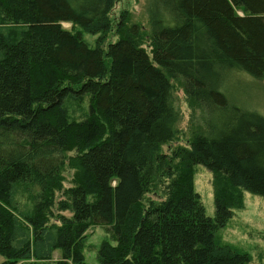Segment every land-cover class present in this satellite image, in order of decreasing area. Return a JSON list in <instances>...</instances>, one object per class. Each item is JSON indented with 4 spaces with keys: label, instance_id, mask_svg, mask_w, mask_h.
<instances>
[{
    "label": "trees",
    "instance_id": "16d2710c",
    "mask_svg": "<svg viewBox=\"0 0 264 264\" xmlns=\"http://www.w3.org/2000/svg\"><path fill=\"white\" fill-rule=\"evenodd\" d=\"M115 2L0 0V264L57 250L56 264H87L97 224L110 235L99 264H248L216 231L245 191L264 197V111L249 105L264 81V0H148L149 30L123 13L107 41ZM173 81L206 125L165 152L180 119ZM86 95L88 114L71 119L67 100Z\"/></svg>",
    "mask_w": 264,
    "mask_h": 264
},
{
    "label": "rangeland",
    "instance_id": "374dc122",
    "mask_svg": "<svg viewBox=\"0 0 264 264\" xmlns=\"http://www.w3.org/2000/svg\"><path fill=\"white\" fill-rule=\"evenodd\" d=\"M148 0H116L110 12L112 20V31L107 36V41L117 39L116 30L121 22L123 13H127L128 24H139L144 31L149 30V15L147 12ZM63 26L71 29L72 24L64 23ZM84 38L90 44H94L97 35L84 33ZM261 93H255L250 106L258 107L264 111V81L262 82ZM176 108L179 111L180 119L177 124L178 136L175 140L163 147L165 152L177 147L188 146L192 137L206 125V118L202 107L193 101L177 81H173ZM89 95L81 98H69L67 108L71 119L81 120L86 117L89 111ZM73 171L65 172L67 181L66 187L70 186ZM194 186L200 194L201 201L206 213L210 217L215 216V198L213 187V174L205 166L199 164L194 168ZM71 216L70 212H64ZM108 225L97 224L92 226L87 234L86 248L84 250L87 264H99L97 252L101 242L109 238ZM217 240L223 244L236 247L239 251L247 253L250 258L248 264H264V197L244 192V207L234 212L226 226L216 231ZM61 252L55 251L52 259L44 261L28 260L19 264H56ZM3 258L0 257V261Z\"/></svg>",
    "mask_w": 264,
    "mask_h": 264
}]
</instances>
